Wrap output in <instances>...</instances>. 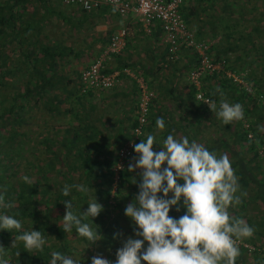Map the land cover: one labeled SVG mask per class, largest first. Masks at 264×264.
Here are the masks:
<instances>
[{"label":"trees","instance_id":"trees-1","mask_svg":"<svg viewBox=\"0 0 264 264\" xmlns=\"http://www.w3.org/2000/svg\"><path fill=\"white\" fill-rule=\"evenodd\" d=\"M242 1L188 0L181 11L185 21L198 12L209 19L206 18V24L211 26L213 37H220L213 44V58L225 60L233 73L241 72L252 89L250 94L227 81L229 84L224 97L231 103L241 104L244 115L242 119L223 124L220 128L223 135L228 134V139L220 137L218 143H207L206 146L209 151L216 153L224 149L230 155L229 161L239 184L236 195L240 202L229 206L228 211L254 230L251 237L237 242L240 255L236 264H264V133L261 126L264 123V82L252 81V77L239 68V63L245 61L240 54L232 58L237 52L250 49L259 53L261 58L264 47L257 46V42L264 36L261 26L264 22V11L261 10L264 0ZM53 2L0 0V195L4 196L5 204H13L11 208L0 207V212L14 216L23 225L19 231H0V246L5 248L9 264H49L53 252H69L77 234L75 228L71 232L63 230L62 218L67 211L64 201H71L77 214L85 212L87 203L94 197L103 209L119 210L124 192L128 191V197L135 199L133 193L138 194L142 182V177L128 171L120 173L119 180L115 182L113 171L117 163L115 153L132 138V131L137 127L139 100L135 107L136 116L127 130L114 128V133L102 119L99 121L103 127H97L96 105L91 102L103 92H84L82 72H75L79 74L78 84L64 73L68 66L66 59L71 56L76 59L77 55L73 48L76 46H68L69 42H74L75 33L84 30L95 14L81 12L76 17L67 13L61 18L62 28L57 30L59 18ZM217 5H220V14L215 11ZM29 7L34 10L32 15H28ZM103 12L99 14L102 17ZM132 35L134 37V29L129 26L126 39ZM211 40L210 43L213 42ZM233 61L237 63L238 70L231 65ZM94 64L96 62L88 66ZM217 77L225 81L223 76ZM57 84L65 89V94H54ZM192 102L193 98L186 105L191 106ZM154 110L155 107L151 106L149 124L144 128L141 140L145 139L146 131H153L152 123L160 114V111L154 114ZM218 110L216 106L207 108L202 105L189 112L201 122L206 114L214 116ZM35 111L48 117L40 124L42 133L36 132L31 136L21 127L27 123L26 114ZM31 117L29 114L27 119ZM182 119L187 126L181 129V134L184 137L189 135L188 129L192 127L189 141H194L195 134H200V129L195 128L198 125L191 123L187 113ZM219 124L220 120H217L212 126L218 128ZM32 139L36 144L32 145V152L27 157L21 142H31ZM245 153H251L250 157H245ZM77 184L85 185L88 192H79L73 187L68 196L62 194L65 185ZM184 211L181 205L179 212L173 208L169 214L178 219ZM89 220L84 222L90 223ZM32 228L43 233L46 239L43 250L26 252L21 241H16L13 247L15 237ZM77 242L89 244L78 236Z\"/></svg>","mask_w":264,"mask_h":264},{"label":"clouds","instance_id":"clouds-1","mask_svg":"<svg viewBox=\"0 0 264 264\" xmlns=\"http://www.w3.org/2000/svg\"><path fill=\"white\" fill-rule=\"evenodd\" d=\"M216 115L227 125L242 119L244 113L241 104L222 100ZM156 125L163 130L164 118H157ZM154 144L156 136L149 134L134 145L137 158L128 171L142 170V182L134 201L126 206L125 215L134 223L135 238L129 236L123 242L114 264H236L240 255L237 242L251 237L254 230L228 211L240 199L236 195L238 180L227 156H218L196 141L171 134L163 140L162 150L154 151ZM73 187L88 192L85 185L77 184L65 185L62 194L68 196ZM64 203L65 232L75 228L77 236L86 239L89 245L102 239L97 226L93 228L84 222L103 211L95 197L87 203V210L79 214L73 210L71 201ZM181 205L184 214L178 219L170 216V211L175 208L179 212ZM0 207L11 208L13 204H5L4 196L0 195ZM22 227L20 220L0 212V231H19ZM16 241L23 242L29 253L43 250L46 243L43 233L34 228L16 236L13 247ZM5 257V248L0 246V264H9ZM49 264H80V260L73 254L57 251L52 253ZM91 264L113 262L94 256Z\"/></svg>","mask_w":264,"mask_h":264},{"label":"crops","instance_id":"crops-1","mask_svg":"<svg viewBox=\"0 0 264 264\" xmlns=\"http://www.w3.org/2000/svg\"><path fill=\"white\" fill-rule=\"evenodd\" d=\"M61 0H54L53 8L56 9L59 25L63 23L62 16L68 14H81L82 11L78 8L71 7L66 8ZM132 1V0H130ZM57 3V4H56ZM59 3V4H58ZM30 8V7H29ZM64 8L66 10H64ZM75 8V9H74ZM28 12V15H32L33 8ZM106 10V9H105ZM62 11V12H60ZM102 11L94 13L89 23L84 27V30L75 33L74 42H69L68 46L73 47L77 55L71 56L66 59V67L64 73L65 76L73 78L74 84H78V75L88 68V65L103 61V67L108 74H117L119 76V84L109 90L103 92V94L92 99L93 105H96L97 116L96 125L98 128H102L103 124L99 120L104 122L109 127V130L114 132V128L123 127L126 130L132 125V120L136 116L135 107L139 100L138 89L136 87L135 77L141 78L145 81V84L151 88L154 94V99L151 106L155 107L154 114L160 111L159 117H163L165 121V128L160 130L157 128L156 120L152 123L153 131L145 133V139L147 135L153 134L156 136V145L154 144V151L162 150L163 140L171 134L176 138L184 137L181 134V129L187 126V123L183 121V114L187 113L188 117L195 128L209 125L212 114L205 115L201 122L190 116L189 111H194L195 108L201 107L195 100V89L190 83L189 74L195 66V58L193 53L186 48L182 49L180 60L177 63H166V43L164 41V34L162 30L157 26L152 36H147L144 32L142 24L138 22L136 18L130 16L126 20H123L118 14L113 11L106 10L104 16L99 15ZM43 15L41 11L40 16ZM207 17L198 12L191 18H186V23L192 32L198 37V41H204L210 43V40L217 43L220 37L214 38V32L209 24H206ZM209 20V19H208ZM56 23V24H57ZM132 26L134 29L133 35L126 39L124 49L115 56H106V50H108L109 42L112 36L123 29L128 30V27ZM88 30V31H87ZM216 33H219L217 30ZM109 37V40H108ZM212 42V43H213ZM79 50L80 52H77ZM239 55L236 53L233 58H237ZM82 61V69L78 70L75 63ZM188 66L191 69H188ZM166 67V68H165ZM75 71L79 74H75ZM241 74V73H240ZM203 91L207 95H212L214 102L213 107H219L222 100H227L224 97L226 86L229 84L227 80H222L219 77H205L202 80ZM69 86V85H68ZM78 87V86H77ZM68 91V88H66ZM229 90V89H228ZM65 89L60 84L56 85L54 93H64ZM238 95V94H237ZM164 96V98H163ZM191 97V98H190ZM229 97V96H228ZM193 98L191 106H187L186 103ZM228 101V100H227ZM169 102V103H168ZM212 107V108H213ZM87 111V107H85ZM100 115H103L100 117ZM158 117V118H159ZM220 118H217L219 120ZM196 120V121H195ZM207 120V121H206ZM216 121H213L216 123ZM190 127L188 132L191 134ZM104 130V129H103ZM168 132L167 134H165ZM57 133V132H56ZM55 133V134H56ZM115 133V132H114ZM106 134V132H105ZM185 134L188 139L191 135ZM220 138L208 137L205 135L195 134L194 141L204 145L206 148L207 143H218ZM220 152L226 154L230 160V155L221 149L216 152L220 156ZM117 153H115L116 155ZM124 191H127L124 188ZM135 196L137 194L133 193ZM130 194L124 192L123 200L119 206V210H108L104 207L103 211L94 218L89 220L93 228L97 226V230L100 232L102 239L88 244V246H81L80 242L76 240L72 242L73 247L67 253L68 255H75L80 260V264H91V259L94 256H100L105 254L106 259L113 262L116 259V252L123 246V242L129 237H134V223L125 215V208L129 203H132L134 199L128 197ZM171 193L169 196L171 197ZM184 214V213H183ZM181 214V215H183ZM135 238V237H134ZM83 243V242H82ZM86 244V243H84ZM87 245V244H86ZM90 246V247H89ZM105 248V250H103ZM81 258H80V256ZM75 257V258H76ZM103 257V256H102Z\"/></svg>","mask_w":264,"mask_h":264},{"label":"built area","instance_id":"built-area-1","mask_svg":"<svg viewBox=\"0 0 264 264\" xmlns=\"http://www.w3.org/2000/svg\"><path fill=\"white\" fill-rule=\"evenodd\" d=\"M188 0H63L67 6H73L85 13H97L102 10H110L118 14L123 20L133 16L142 24L147 36H152L157 26L164 34L166 43V63H177L180 60L183 48L189 49L195 58V66L189 74V81L196 91L195 99L207 108H212L214 102L203 91L202 80L205 77L223 76L236 87L252 93L250 85L245 81L244 75L235 74L228 69L225 60L216 61L212 56L214 43L198 41L190 31L182 9ZM127 30L116 32L106 50V56L118 55L125 47ZM103 61L100 60L81 74V83L84 92H105L115 88L119 84L117 74H106ZM138 86L139 115L137 127L132 131V138L124 143L117 152V163L113 169L115 182L119 180L120 173L128 171L130 164H135L137 154L134 145L144 136V128L149 124L151 103L154 99L153 92L141 78H134ZM246 123V122H244ZM248 127V124L245 125ZM252 138V135L249 136ZM129 172V171H128ZM142 170L136 169L134 173L141 176Z\"/></svg>","mask_w":264,"mask_h":264},{"label":"rangeland","instance_id":"rangeland-1","mask_svg":"<svg viewBox=\"0 0 264 264\" xmlns=\"http://www.w3.org/2000/svg\"><path fill=\"white\" fill-rule=\"evenodd\" d=\"M3 1V0H2ZM242 1V0H241ZM243 2V1H242ZM220 6V5H219ZM218 5H217V7H216V10L215 11H219L218 12V14H220V7H219ZM67 8V7H66ZM71 7H69V9H70ZM214 8H215V5H214ZM68 9V8H67ZM75 9V8H74ZM218 9V10H217ZM64 10H66L65 8H64ZM261 10L262 11H264V6L263 7H261ZM76 16H77V14H75ZM262 25V28H264V22H262L261 23ZM62 24L61 25H59V23H57V27L55 28V29H57V30H59V29H61L62 28ZM55 29H54V31H55ZM58 32H60V31H57V33ZM52 42H53V40H52ZM258 45H261V46H263L264 47V36H263V38L261 39V40H258V42H257V46ZM263 53H264V51H263ZM263 53H262V55H263ZM237 54L239 55L240 54V56L241 57H243V59L245 60L244 62H242V63H239V68L241 69V70H243V71H245L246 73H248L251 77H252V81H257V80H263V82H264V69H262L263 67H264V56H262L261 55V58H260V54L259 53H257L256 51H254L253 49H250L249 51H239V53L237 52ZM247 55V56H246ZM233 58V57H232ZM80 62H82V61H79V62H77V63H75V66H76V68L78 69V70H80V68L82 67V63H80ZM258 62V63H257ZM231 65H233L234 67H235V69L236 70H238L237 68H238V66H237V63H235L234 61L233 62H231ZM237 67V68H236ZM166 68V67H165ZM82 69V68H81ZM81 71V70H80ZM76 72V71H75ZM241 73V72H240ZM239 73V74H240ZM189 80V79H188ZM10 93V92H9ZM263 94H264V90H263V92H262ZM54 94H56V93H54ZM59 93H57L56 95H58ZM163 98H164V96H163ZM228 102H230V100L228 101ZM169 103V102H168ZM231 103V102H230ZM263 113H264V111H262ZM29 114H32V117L31 118H28L27 119V117H28V115ZM29 114H26V121H27V123H25L22 127H21V129H22V131L23 132H28L31 136H33L36 132H41L42 133V131H41V129H40V124H41V122L45 119V118H47L48 116H44V114H40L39 112H37V111H35V112H32V113H29ZM206 115H208V114H206ZM209 116V115H208ZM210 118H211V120H213V121H216V119L218 118L217 117V115L215 114L214 116H210ZM220 120V124H219V127L218 128H215V126H212L213 125V122L211 123L210 121V124L209 125H204L203 127H200L199 129V132H200V135L202 134V135H205V136H208V137H214V138H220V137H224V138H227L228 139V137L229 136H227L228 134H222L221 132H220V128L221 127H223L224 125V123H223V121L221 120V119H219ZM247 124V123H246ZM261 126H262V131H263V133H264V123H261ZM22 143V145H24L25 146V151H24V154L27 156V157H29V155H30V151L32 152V150H30L31 149V147H32V145H35L36 144V141H35V139H32V141L30 142H28V140H24V141H22L21 142ZM245 155V157H250V155H251V153H245L244 154ZM220 156H226V154H223L222 152H220ZM228 158V157H227ZM75 244V243H74ZM76 245V244H75ZM82 247L83 246H88V244L86 245V244H84V243H81L80 244ZM90 247V246H89ZM103 250H105V248H103ZM80 256V255H79ZM103 256V257H102ZM74 257H76L75 255H74ZM101 257L102 258H105L106 257V255L105 254H103V255H101ZM77 258V257H76ZM80 258H81V256H80ZM106 259V258H105ZM109 260V259H108ZM142 264H145V262H142Z\"/></svg>","mask_w":264,"mask_h":264}]
</instances>
